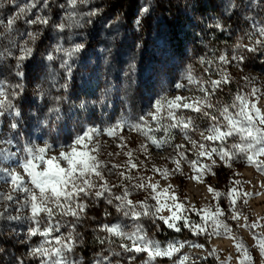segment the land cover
<instances>
[{"label":"snow or ice","instance_id":"1","mask_svg":"<svg viewBox=\"0 0 264 264\" xmlns=\"http://www.w3.org/2000/svg\"><path fill=\"white\" fill-rule=\"evenodd\" d=\"M54 3L56 0H26L24 3L18 0H0V13L9 6L13 10V14L0 18V37L9 40L11 49L6 48L0 56L6 55L15 61L9 69L15 82L10 83L0 78V182L9 188L7 192L0 191V221L27 223L28 229L23 243L33 237L41 238L39 243L28 249V257L37 264H80L76 252L83 238L78 225L85 219L89 206H95L96 201L103 199L107 204L113 205L126 221L136 223L99 225L98 231L105 235L97 236L96 240L104 248L96 253L93 264H124L122 258L129 253L134 254L127 257L129 261L141 253L145 254L143 264H153L157 258L173 260V257H176L173 264H198L200 258L194 259L182 252L184 243H169L162 247L159 241L152 239L144 229L142 222L145 218L153 223L159 219L176 232L187 229L197 237L205 236L211 239L213 236H222L232 239L239 253L236 264H250L252 257L247 247L241 240H236L227 220L236 221L240 227L249 230L264 227V223H261L264 217L249 223V217L238 207V201L247 205L253 194L243 190V181L239 179H233L235 186L229 187L227 193H222L207 184L205 177L217 175L216 158L222 166L229 169L234 167L235 162H241L264 175V110L257 106V93L264 96V91L255 86L253 78L243 76L241 79L249 85L246 92L243 88H238L230 101L220 102L218 97L213 100L218 90L232 83L230 72L222 66L235 63L239 70L243 71L241 66L245 64L248 54H264V21L254 25L252 32L246 33L250 41L255 37L254 43H237L230 53L221 52L219 55L214 54L213 59H200L201 65H207L205 72L209 69L216 71L218 79H212L210 76L207 79H199L189 70L185 76L187 84L175 85L177 89L193 85L195 91L202 95H176L171 98L165 96L154 102L155 111H149L147 116H141L137 122L119 120L105 128L88 126L71 137L67 143L57 144L54 139L37 142L40 138L33 139L31 130L35 127L41 133H44L45 129L48 132L53 131L55 125L66 115L63 104L67 103L69 98L65 95L51 97V88L45 91L42 86H38L36 99L43 101L44 106L41 107L37 103L35 111H23L20 102L25 93V62L35 58L37 42L45 30L55 31L56 43L44 59L49 62L46 67L50 71H54L52 64L59 60V67L63 70V82L58 85L52 83L51 87L66 93L69 82L74 78L76 59L85 51L86 45L81 40L65 47V41L69 35H82L80 30L98 22L102 9L99 5H93L92 0H64L63 3H56V7L62 10L61 18L57 20L44 11L50 9ZM243 6L244 0H237L236 3L229 0L225 11L234 14V10ZM259 6L264 11V0H259ZM151 11L152 6L146 0L135 20L137 28L142 27L143 18L149 17ZM21 20L29 26L24 33L17 31V24ZM210 27L224 29V25L219 22ZM50 80H55L54 74L50 76ZM192 90L189 88V91ZM48 97L54 100L51 106L47 103ZM100 102L103 103L104 99ZM89 103L82 100L76 107L87 110ZM91 103L95 104L96 101ZM181 109L190 110L197 116L185 115ZM148 117H151V120ZM201 118L208 121L203 129L197 123ZM125 128L145 138L146 143L140 145L144 154L148 153L149 144L157 149L165 146L172 148L178 159L172 156L165 159L175 164V169L153 166L152 170L165 180L178 172L187 175L190 180L205 184L207 191L216 201L213 207L196 209L194 205H185L179 200L171 184L162 192H158L159 185L152 183L151 177L145 181L144 177L138 176L135 178L137 182H133L134 178L129 173L131 169L139 166L132 162L131 151L124 153L129 157L127 164L130 168L127 171H117L124 165L112 164L109 168V162L101 160L100 156L111 157L113 153L103 150L100 138L106 136L123 141L124 137L119 136V133ZM172 130L182 133L191 148H186L185 144L173 145L171 141L175 139V134ZM157 132H162L163 137L158 138ZM190 133H198L199 139H194ZM117 147L123 149L124 145L117 143ZM188 151H192L198 159H188L185 155ZM185 160L191 168V175L183 171L182 164ZM239 175V172L233 174L234 177ZM111 177H116L119 182H113ZM124 181L128 183L124 184ZM115 188H120L121 191L114 192ZM133 188L148 191L149 196L144 200L134 201L130 198ZM222 196L229 202L228 209L221 207ZM149 198L156 201L155 206L149 205ZM14 205L15 215L9 211ZM189 209L199 217L198 222H193L191 217L186 215ZM164 210H167L169 215H162ZM104 215L107 217L111 213L105 211ZM241 220L244 221L242 225ZM62 227L64 232H61ZM253 239L256 241L260 258L264 259V234L253 232ZM188 247L204 249L205 246L192 242ZM2 251L3 249H0V252ZM207 256H215L220 260L215 248L208 251ZM231 259L229 256L220 261V264H230ZM17 264L26 262L19 260Z\"/></svg>","mask_w":264,"mask_h":264},{"label":"rangeland","instance_id":"2","mask_svg":"<svg viewBox=\"0 0 264 264\" xmlns=\"http://www.w3.org/2000/svg\"><path fill=\"white\" fill-rule=\"evenodd\" d=\"M18 2L24 3L26 0H18ZM63 2L64 0H56V3ZM145 2L146 0H92L93 5H99L102 9L98 22L80 30L82 35L75 37L69 35L65 41V47L81 40L86 45L85 51L76 59L74 78L69 82L66 93L63 90L58 92L56 88L51 87L52 83L58 85L63 82V70L59 67V60L52 64L54 71L46 67L49 62L44 57L55 45L57 33L50 29L45 30L42 38L37 42L35 58L25 62L26 77L23 81L25 93L20 103L25 112L35 111L37 103L43 107L44 102L36 99L38 86H42L45 91L51 88V97L65 95L69 101L63 104L66 115L55 125L54 130L48 132L45 129V132L41 133L39 129L33 127L31 130L33 139L40 138L37 142H42L43 139H54L57 144L67 143L71 137L88 126L105 128L119 120L137 122L141 116H147L149 111H155L154 102L165 96L171 98L176 95L185 97L202 95L195 91L193 85L184 89H177L175 85L187 84L185 76L189 70L199 79H207L209 76L212 79H218L216 71L209 69L205 72L207 65H201L200 59H213L214 54L219 55L221 52L230 53L237 43H254L255 37L250 41L246 33L252 32L254 25L264 21V11L259 6V0H251L250 6L249 0H244V6L234 10V14H228L225 11L229 0H147L153 11L149 17L143 18L142 27L137 28L135 20L141 5ZM232 2L236 3L237 0ZM56 3L44 11L58 20L61 18L62 10L56 7ZM11 14L13 10L9 6L0 13V18H6ZM216 22L223 24L224 29L210 27ZM28 28L29 26L23 20L17 24V31L20 33L26 32ZM6 48L11 50L9 40L6 37H0V53H4ZM14 63L15 61L10 57L0 56V78L10 83L15 82L13 74L9 71ZM222 67L230 72L232 83L218 90L213 96L214 101L217 97L220 102L230 101L238 88H243L246 92L249 85L241 79L243 76L253 78L255 86L264 91V54H248L245 64L241 66L243 71H240L235 63ZM53 74L54 81L50 80ZM189 88L193 90L189 91ZM257 96L259 97L257 106L264 110V96H260L259 93ZM51 97L47 98L49 106L54 103ZM102 98L103 103L100 102ZM82 100L90 102L87 110L76 107ZM91 101L96 103L92 104ZM181 112L185 115L197 116L190 110L181 109ZM148 119L151 120V117ZM197 123L203 129L208 121L201 118ZM172 132L175 134V139L171 141L173 145L185 144L186 148H191V145L184 140L182 133L178 130H172ZM190 134L194 139H199L198 133ZM119 136L124 137V140L118 141L106 136L100 138L103 150L113 153L111 157L100 156L101 160L109 162V168L112 164L124 165L117 171H127L130 168L127 164L129 157L124 153L131 151L132 162L139 166L131 169L129 173L134 178L133 182H137L135 178L138 176L144 177L145 181L151 177V182L159 185L158 192H162L171 184L179 200L185 205H194L196 209L213 207L216 203L205 184L190 180L187 175H181L178 172L165 180L152 170L153 166L161 169H175L176 165L165 159L167 156L178 159L172 148L165 146L157 149L149 144L148 153L144 154L140 149V145L146 143L142 135L125 128ZM156 136L163 137V133L157 132ZM117 143H122L123 149L118 148ZM185 155L190 160L198 159L192 151L186 152ZM216 159L217 175L206 176V183L222 193H227L229 187L235 186L232 183L233 179L243 181V190L253 195L248 199L247 205L238 201V207H241L245 215L249 217V223L264 217V187H261L264 185V175L241 162H235L234 167L229 169L222 166L218 158ZM182 167L184 173L192 174L187 160L183 162ZM234 172H239L240 175L234 177ZM111 179L113 182H119L116 177ZM0 191L7 192L9 188L0 182ZM113 191L119 193L121 189L115 188ZM131 193L130 198L134 201L144 200L149 196L148 191L134 188L131 189ZM148 203L150 206H155L156 201L149 198ZM220 204L224 209L230 206L225 196L221 197ZM15 207L14 205L9 209L13 215L16 214ZM105 211L110 212L111 215L106 217ZM161 214L169 215L167 210L162 211ZM186 215L191 217L193 222L199 221V217L191 209L186 212ZM105 223L132 225L136 222L126 221L117 213L113 205L107 204L103 199L96 201L95 206L90 205L85 219L78 225L83 238L76 252L80 264H93L96 253L104 248L98 243L96 237L105 235L98 231V226ZM142 223L148 235L159 241L162 247L169 243H184L182 252L191 255L194 259L200 258L198 264H220V261H224L229 256L232 258L230 264H236L239 253L232 239L222 236H213L211 239L205 236L197 237L187 229L176 232L159 219L153 223L145 218ZM227 223L235 233L236 240H241L247 247L252 257L250 264H264V259L260 258L256 241L253 239V232L264 234V227L249 230L240 227L231 219H228ZM243 223L244 221L241 220L240 224ZM261 223H264V220H261ZM27 229L28 224L22 221H0V249H3L0 252V264H17L19 260H24L26 264H37L35 260L28 257V249L39 243L41 238L33 237L27 243H23ZM64 231L62 227L61 232ZM192 242L202 243L205 247L204 249L188 247V244ZM212 248L216 249L219 261L215 256H207V252ZM131 255L134 254L129 253L122 258L124 264H143L146 259L145 254L141 253L134 260L129 261L127 257ZM175 259L176 257H173V260ZM173 260L157 258L153 264H173Z\"/></svg>","mask_w":264,"mask_h":264}]
</instances>
